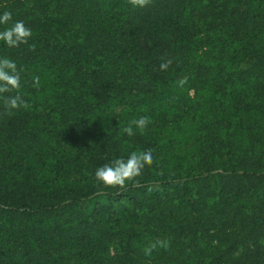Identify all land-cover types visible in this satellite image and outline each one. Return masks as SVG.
<instances>
[{"label":"trees","instance_id":"16d2710c","mask_svg":"<svg viewBox=\"0 0 264 264\" xmlns=\"http://www.w3.org/2000/svg\"><path fill=\"white\" fill-rule=\"evenodd\" d=\"M6 10L33 36L0 42L27 103L0 99V264H264V0ZM148 148L125 188L96 181Z\"/></svg>","mask_w":264,"mask_h":264},{"label":"clouds","instance_id":"9594fccd","mask_svg":"<svg viewBox=\"0 0 264 264\" xmlns=\"http://www.w3.org/2000/svg\"><path fill=\"white\" fill-rule=\"evenodd\" d=\"M148 0H130L132 7L143 8ZM0 42L8 48H17L21 45L28 44L33 36L32 29L22 20H13L11 11L0 12ZM170 62V60L168 61ZM168 62L161 63V70L166 69ZM183 83V81H181ZM33 86H39V77L33 78ZM22 88L21 70L17 62L9 57H0V99L4 100L5 109L11 114L13 110L26 107L20 90ZM11 93H15L11 95ZM149 123L147 117H140L132 120L129 126L123 128V133L131 137L135 130L143 132ZM134 126V127H133ZM154 156L150 148L133 151L127 156L116 157L109 163H106L95 170V179L104 186H119L125 188L126 183L134 181L136 177L142 175L146 164L153 161ZM159 247H167V242L160 240L152 243L145 248V255H151L153 250Z\"/></svg>","mask_w":264,"mask_h":264}]
</instances>
